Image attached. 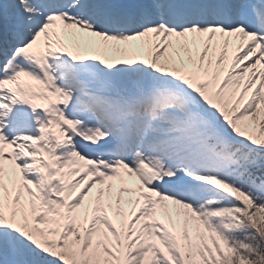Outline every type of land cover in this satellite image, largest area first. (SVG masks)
Listing matches in <instances>:
<instances>
[{"label":"snow or ice","instance_id":"obj_1","mask_svg":"<svg viewBox=\"0 0 264 264\" xmlns=\"http://www.w3.org/2000/svg\"><path fill=\"white\" fill-rule=\"evenodd\" d=\"M0 264H264V0H3Z\"/></svg>","mask_w":264,"mask_h":264},{"label":"bare ground","instance_id":"obj_2","mask_svg":"<svg viewBox=\"0 0 264 264\" xmlns=\"http://www.w3.org/2000/svg\"><path fill=\"white\" fill-rule=\"evenodd\" d=\"M1 1H3V0H0V3H1ZM31 173V172H30ZM30 173H27V174H30ZM33 174H37L38 176H39V174L38 173H36V172H32ZM30 179H33V178H30ZM33 180H35V179H33Z\"/></svg>","mask_w":264,"mask_h":264}]
</instances>
